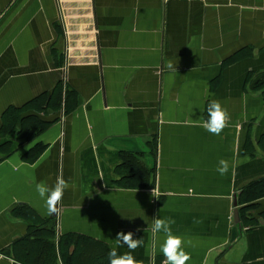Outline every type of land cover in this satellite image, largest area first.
Segmentation results:
<instances>
[{
  "label": "crops",
  "instance_id": "1",
  "mask_svg": "<svg viewBox=\"0 0 264 264\" xmlns=\"http://www.w3.org/2000/svg\"><path fill=\"white\" fill-rule=\"evenodd\" d=\"M58 176L71 187L47 215L36 184ZM263 180L264 0H0V264L50 227L54 264L79 243L129 251L119 231L166 264L155 217L186 264H264Z\"/></svg>",
  "mask_w": 264,
  "mask_h": 264
},
{
  "label": "clouds",
  "instance_id": "2",
  "mask_svg": "<svg viewBox=\"0 0 264 264\" xmlns=\"http://www.w3.org/2000/svg\"><path fill=\"white\" fill-rule=\"evenodd\" d=\"M177 62V61H176ZM176 62L168 63V68L176 70ZM207 120L202 122V127L213 135H220L226 127L229 115L227 110L223 108L221 103L217 100H212L207 106ZM217 171L224 175L229 169V162L225 159H220ZM71 185L62 176H58L54 185L51 187L41 182L36 184V191L39 197L44 200L46 214L55 215L58 213L59 205L62 202V197ZM175 220L171 218H153V231L163 232L165 239L160 247V251L166 258V264H186L191 259V254L187 253L182 247V238L175 236L172 233L171 225ZM137 232L140 229L136 230ZM117 246H125L129 251L118 254L116 248H112L109 253V264H143V261L137 260L132 254L137 248L143 245L142 238H135L132 231H119L116 233L115 239ZM4 259V257H0Z\"/></svg>",
  "mask_w": 264,
  "mask_h": 264
},
{
  "label": "trees",
  "instance_id": "3",
  "mask_svg": "<svg viewBox=\"0 0 264 264\" xmlns=\"http://www.w3.org/2000/svg\"><path fill=\"white\" fill-rule=\"evenodd\" d=\"M24 114L18 113L15 116V120L18 119V127L21 125L22 120L25 118ZM38 126L33 129L35 134L42 131L46 126V122L43 123L37 119ZM264 182V180H263ZM258 181L255 184L249 186L248 188H258V191H250V195H258V197L264 193L262 189L263 183ZM42 229L41 231H43ZM37 229L34 230V233ZM47 234L44 237L38 236L34 240H24L20 244V253L18 258L24 262V264H54L55 263V244L52 240L53 229L50 227L45 230ZM76 243V242H74ZM67 247H64L65 264H109V258L106 257L105 260H101V257L95 258L96 252L91 250L87 244L79 243L78 248L76 247L73 251V255L68 257L66 255ZM101 251L98 253L100 255Z\"/></svg>",
  "mask_w": 264,
  "mask_h": 264
}]
</instances>
